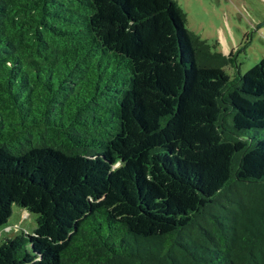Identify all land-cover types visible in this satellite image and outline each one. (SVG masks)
<instances>
[{
	"label": "trees",
	"instance_id": "16d2710c",
	"mask_svg": "<svg viewBox=\"0 0 264 264\" xmlns=\"http://www.w3.org/2000/svg\"><path fill=\"white\" fill-rule=\"evenodd\" d=\"M1 232L0 264H264V59L178 0H0Z\"/></svg>",
	"mask_w": 264,
	"mask_h": 264
},
{
	"label": "rangeland",
	"instance_id": "374dc122",
	"mask_svg": "<svg viewBox=\"0 0 264 264\" xmlns=\"http://www.w3.org/2000/svg\"><path fill=\"white\" fill-rule=\"evenodd\" d=\"M187 13L188 29L206 40L213 51L235 53L240 72L246 74L264 59V0H178ZM230 75L237 70L227 68ZM37 216L14 206L6 229L18 238L33 234ZM1 238L3 233L1 232Z\"/></svg>",
	"mask_w": 264,
	"mask_h": 264
}]
</instances>
